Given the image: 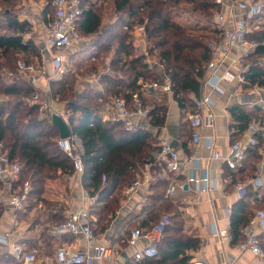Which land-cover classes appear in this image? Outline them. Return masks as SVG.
Masks as SVG:
<instances>
[{"label":"trees","instance_id":"16d2710c","mask_svg":"<svg viewBox=\"0 0 264 264\" xmlns=\"http://www.w3.org/2000/svg\"><path fill=\"white\" fill-rule=\"evenodd\" d=\"M106 1L110 2L108 11L104 7ZM185 3H190L193 11L202 14L206 22L197 19L189 23L187 17L183 22L177 21L174 16L185 12ZM262 3V11L252 19L264 16ZM14 6L15 0H0V139L10 158L17 159L23 165L21 179L15 186L29 182L32 187L31 200L35 198L46 201L41 197L45 182L61 173L75 171L74 158L60 148L57 127L51 118L41 113L40 105L32 101L34 84L18 74L17 55L34 51L36 45L29 37L32 24L21 19L20 14L12 8ZM220 8L216 0H82V12L77 21L79 31L87 35L101 33L96 45L102 55L112 50L110 70L104 69L100 74L101 82L106 85V93L103 95L93 90H75L76 72H97L99 68L93 62H80L76 64V72L72 73V69H69L65 76L51 81V94L64 103L71 138L78 137L83 146L80 153L84 163L82 183L96 199L90 211L91 223L97 235L109 227L120 207L124 189L142 174L145 164L156 163L154 166H159L156 155L160 145L153 144L155 138L147 129L139 126L127 129L122 122L105 118L104 113L100 114L105 112L102 108L106 107L105 102L109 96L130 101L132 94L140 88V78L148 82H164L163 76L145 62L144 54L138 52L131 35L132 29L138 25L144 27L146 49L161 58L175 100L183 112H193L195 106L191 94L201 96L207 64L211 59L209 43L216 38L214 15ZM257 25L261 27L252 29L249 39L257 41L258 46L248 58L263 61L264 21ZM125 26L128 28L125 29ZM243 74L247 84L264 85V65L261 62H253ZM143 100L151 107L149 123L163 125L167 112L164 98L143 96ZM230 111L239 132L245 130L251 115L239 106L231 107ZM185 124V130L190 131L187 130L190 125ZM244 161L233 171L234 178L243 177L239 170ZM157 169L160 170L159 167ZM158 183L164 186V180L160 179L156 185ZM164 192L161 188L147 196L143 205L144 214L138 224L140 227H151L167 212L170 223L165 227L158 244L159 258L155 262L194 264V255L188 251L198 249L201 239L183 231V217L178 204L173 202L172 197H165ZM246 196L235 204L230 216L229 231L233 243L242 239V227L254 216ZM36 202L31 201L29 206ZM53 217L55 225L65 215L58 212ZM1 256L0 264H19L11 254Z\"/></svg>","mask_w":264,"mask_h":264},{"label":"crops","instance_id":"0c3cea01","mask_svg":"<svg viewBox=\"0 0 264 264\" xmlns=\"http://www.w3.org/2000/svg\"><path fill=\"white\" fill-rule=\"evenodd\" d=\"M21 7L22 5L20 8ZM36 10L37 8H33L29 11L30 17H33L31 19L29 17H20L21 19L28 20L32 24L31 36L29 35V37L33 38L34 42L37 44V39L43 41L44 34H40L42 29L45 30V36L48 38L46 26L53 17V10L51 8L50 11H47V9H44L43 7L41 9L42 14L33 13ZM183 13L184 12L176 14L174 18L179 22H183L185 20ZM240 14L243 17L249 16L247 11H241ZM38 17H41L40 22H42V29L38 24H35V20H37ZM37 26L39 27V31L37 30ZM100 34L101 33L90 35L89 41L74 45L65 51V59L68 64L64 73H57V68L55 67L53 60L56 51L48 46L42 49V51L46 52V55L50 58V68L51 70L53 69L49 80L55 81L60 79L61 76L71 67L72 71L76 72L77 63L82 62V64H86L88 62H93L98 64L99 68L97 72L89 71L84 73V76L76 72L77 83L75 90L77 92L93 90L105 95L106 85L101 82L100 74L104 69L110 70L109 63L112 51L106 55L107 58H105V60L100 57L104 55L98 51V46L96 45L97 38ZM140 34L141 31L136 27L131 33L138 52L142 53L145 46L142 44L140 45L139 43L138 37ZM88 50L91 51L90 57L84 55L85 51ZM72 54L73 58L75 57L74 65L73 63L72 65L70 63L69 56ZM93 55H96L95 60L91 58ZM237 55L238 52L236 50L231 51L229 57L221 61L216 72L218 74H223L225 71L229 70L236 75L238 73L242 74L245 69L248 70L253 62H260V60L255 58H248L243 64L233 63V58ZM108 57L110 58L109 62ZM154 69L156 73L163 76L164 82L159 84L162 85L167 83L168 79L165 78L160 69L156 66ZM60 74L62 75L59 76ZM210 75V72H206L201 95L208 93L212 95L214 103L213 106H211V109L214 113V118L212 125L202 127L201 132L203 136L199 145H195L191 141V125L188 119V114L190 112H183L175 100L172 91L155 89L152 94L144 95L146 98H150L154 95L164 98L167 107L165 123L163 125H151L149 120H140L138 121V125L139 127L147 129L153 135L155 138L153 144L155 146H158V144L160 145L161 141L166 139L177 149V151H179L182 158H187L190 155H196L199 157L198 161L190 163L184 168L185 174L183 173L184 175H182L184 180L190 175L193 168L195 170L199 169L200 171L203 170L207 164L209 165V168L213 170L215 176L219 175L222 178L220 186L216 190L201 193L197 188V185L192 182L189 183L185 189H178L176 193L171 196L173 202L178 204V209L181 211L183 217V231L188 235L201 239V246L198 249L188 251L194 255L193 261L200 260L205 264H264V259L257 257L250 252H241L236 247V243H233L231 240L220 242L219 239L214 236L212 231L214 224L220 229H229L232 210L235 204L243 199L246 194L248 202L253 209V215L255 216L258 211L264 212V135L259 134V144L256 147H250L248 149L246 160L239 170V174L243 176L242 178L237 176L235 179L232 176V173L236 169L232 170L228 168L225 161H206L207 157L216 150L220 151L223 155H228L229 146L233 142L241 139L244 140L247 137L249 133L248 127L252 121H264V85L252 86L247 84L244 79H240L236 76V79L234 80H224L222 82L223 90L216 91L212 90L211 85L206 82V79H208ZM143 82L144 81L141 78L138 80V83L140 84ZM41 93L43 97L50 100L52 105L51 108L46 111L41 110V113L45 114L48 118H51L52 113L57 111L67 119V112L64 109V103L61 102V100L59 101L60 103L55 102V98L49 93V91ZM191 97L192 100L197 98L194 94H191ZM108 99L105 102L106 107L104 106L102 108L105 109V112H100V114L104 113L105 118H112L111 101L113 98L109 96ZM233 106H239L251 115V120L247 128L241 132L237 129V122L234 120L230 111V108ZM185 123L190 125V127L187 128L190 129V131L185 130ZM72 140L83 151L80 139L74 136ZM208 142L213 144L211 148L208 147ZM154 164H145L142 174L138 175V177L143 179V183L135 193L128 196L126 194V188L128 186L124 189L123 197L120 200V207L112 218L109 227L103 233L98 235L100 239L110 241L115 240L125 226H128L129 229L140 227L138 223L144 214L143 205L148 199L147 196L161 188L165 191L168 183L167 173L164 168L159 164V166H154ZM158 167L160 170L157 169ZM255 177L261 178L263 181L261 186H258L252 181ZM160 179L164 180V186L163 183L162 185L160 183L156 185ZM237 179H242L247 183V193L244 196H241L235 188V181ZM154 184L155 186L153 189L152 185ZM84 189L81 173L76 170L71 174L61 173L58 177L52 179L49 178L45 182L44 191L42 192L41 197L46 201L37 200L35 198L31 200L30 198L26 206L19 209L15 208L9 202L8 186L0 181V190L3 191V200L0 203L2 207V215L0 216V233L9 231L11 243L19 242L28 248L36 249L38 253V264H59L56 259V251L59 246L65 243H72L77 249L86 250L87 241L83 236L57 235L52 231L54 214L61 212L65 215L68 210L75 209L84 204ZM47 195L51 196V202L47 200ZM31 201L37 202L32 204L33 206H29ZM229 208H231V212L228 211ZM37 213H43V215H45L44 219H41L39 215L36 216ZM173 213L174 211H172V214ZM50 222V236H46L45 232L39 229V226L46 225ZM261 237L264 241V231H261ZM142 242L146 243L147 241L143 240ZM98 243L99 241L97 244ZM135 250L136 247L134 246L120 244L117 249V254L111 264H129L134 262L132 257ZM7 253L12 255L11 245H0V257Z\"/></svg>","mask_w":264,"mask_h":264},{"label":"built area","instance_id":"2783aa9c","mask_svg":"<svg viewBox=\"0 0 264 264\" xmlns=\"http://www.w3.org/2000/svg\"><path fill=\"white\" fill-rule=\"evenodd\" d=\"M221 5L220 10L214 15L213 29L216 38L209 43L211 50V59L207 64V72L210 76L206 82L211 85L212 90H223L222 82L236 79H244V72L237 75L225 71L218 74L216 71L219 64L225 58H228L231 51L236 50L238 55L233 58V63L243 64L248 57L254 52L258 46V42L249 39L251 28L248 25V18L260 13L263 8L262 2H256L248 5L246 0H216ZM53 9V18L47 24L48 38L46 46L53 48L56 53L54 55V63L57 73H64L68 62L65 59V51L77 44H81L90 40V35L83 34L77 27V21L82 12V0H51ZM241 11H247V17L241 16ZM128 26H125V29ZM141 31L138 37L140 45H144L143 54L145 62L152 67H157L164 73V66L161 58L151 54L146 49L147 38L142 25L136 26ZM135 27L132 29L131 33ZM96 59V55L91 57ZM110 58L108 57V62ZM264 65V60L260 61ZM18 70L29 76V80L34 84L40 77V72L33 64L18 61ZM165 78L168 79L167 76ZM162 85L159 82L144 81L140 84L138 91L132 94L130 101L122 97H115L111 101V116L114 121L122 122L127 129L138 127L140 120L147 121L149 118L151 107L145 104L143 96L152 94L155 89L162 91H172L170 80ZM41 97L43 99H41ZM32 101L40 105V110L46 111L51 108V102L48 98L42 96L39 89H36L32 96ZM214 99L210 93L203 94L194 99L195 111L188 114L191 125V141L195 145H199L202 141L201 129L203 126L213 124L214 113L211 109ZM56 113H58L56 111ZM60 114V113H59ZM63 116V115H62ZM248 135L243 140H237L229 146L228 155H223L220 151H213L207 157V162L211 160L225 161L228 168L237 169L247 156L248 149L255 147L258 143L257 136L264 135V121H252L248 127ZM210 141V140H209ZM58 144L60 148L74 158L75 170L82 174L84 171V163L81 158L82 149L72 140V138H59ZM213 144L208 142V147ZM199 157L190 155L182 158L179 151L166 139L160 143V149L156 155L157 163L164 168L167 173L168 183L164 192L165 197H171L178 189H185L189 183H195L201 193L216 190L220 186L222 178L215 176L213 170L207 164L203 170L194 168L186 180L182 175L185 174L184 168L188 164L196 162ZM23 165L17 159H12L8 155L4 142L0 139V181L8 186L9 202L15 208L25 207L31 192V185L26 182L23 186L17 185L22 175ZM184 173V174H183ZM258 186L263 184L260 177L252 179ZM250 181V182H252ZM143 179L136 178L126 188V194L132 195L142 185ZM246 181L237 179L235 188L244 196L247 193ZM84 204L75 209L66 212L65 218L52 227V231L57 235H75L83 236L87 241V249H77L72 243H65L58 247L56 251V259L59 264H111L117 254L120 244H127L136 247L133 253V261L142 264H158L155 262L159 258L158 244L161 242L165 227L170 223V215L163 214L158 221L154 222L151 227H133L125 226L120 235L115 240L100 239L95 233L91 223V207L95 204V197L88 190L83 191ZM3 200V191L0 190V203ZM231 212V208L228 209ZM213 234L219 241L231 240L232 235L229 229H220L213 225ZM261 231H264V212L258 211L257 214L242 229V239L236 243V247L241 252H250L251 254L264 259V242L261 238ZM146 240V243L142 241ZM99 243L97 244V242ZM11 245V252L19 264H38V253L36 249H31L19 242L11 243L10 232L0 233V245ZM222 252V251H221ZM194 264H205L197 260ZM263 264V263H262Z\"/></svg>","mask_w":264,"mask_h":264},{"label":"rangeland","instance_id":"374dc122","mask_svg":"<svg viewBox=\"0 0 264 264\" xmlns=\"http://www.w3.org/2000/svg\"><path fill=\"white\" fill-rule=\"evenodd\" d=\"M255 1L257 0H246L247 4L250 6V5H253L255 3ZM258 1H261V2H264V0H258ZM50 3H51V0H15V6L12 7L15 11H17L20 16L22 18L24 17H29L30 19L33 18V17H30L29 15V11H31V9H36V11H34L33 13H39V14H42V8L44 7V9H47V11H50ZM22 5V7L20 8V6ZM185 5V7L183 6V9H186L185 12L183 13L184 14V17L186 18L187 17V21L189 23H194L197 19L198 20H202L203 22H206L205 19L203 18V15L202 14H198L199 12H196V11H193V9L191 8V4L190 3H185L183 4ZM34 6V7H33ZM110 2L109 1H106L104 3V7H106V10L108 11V9L110 8ZM182 9V10H183ZM258 19H260L258 21ZM41 21V17H38L37 20H35V24H38V26L41 27V29L43 28L42 27V22ZM264 21V16L260 17V18H257V19H252V18H248V25L251 29H258L261 27V25H259L260 27H258V23H263ZM37 26V30L39 31V27ZM44 29L41 30L40 34H44L43 35V41H39L37 42H34L35 45H36V49L32 52H29V53H20L17 55V60L21 61V62H29V64H33L37 69L38 71L40 72V77H38L37 81L35 82V87L36 89H39L41 90V92H44V91H49V93H51L52 91V88H51V81L49 80V77H50V74H51V71H53V69L51 70L50 68V58L46 55V52L42 51V49H44L46 47V40H47V37L45 36L46 32L45 30L43 31ZM39 34V33H38ZM31 36V34H30ZM37 36V34H36ZM37 38V37H36ZM33 39V38H32ZM112 51V50H111ZM110 51V52H111ZM84 55L86 57H90L91 56V51L88 50V51H85ZM108 55V54H107ZM70 57V63L72 65H74L75 63V57L73 58V54L69 56ZM103 60H105L106 55H103V56H100ZM28 64V63H27ZM52 67V66H51ZM70 70L72 69L69 68ZM18 71V70H17ZM78 71V70H77ZM74 73V72H72ZM18 74L20 77L24 78V79H27L29 80V76L18 71ZM82 76H84V73H80ZM62 74H60L59 76H61ZM66 73L64 75H62L61 77L65 76ZM41 83V84H39ZM56 87V86H54ZM54 90V89H53ZM41 99H43L41 97ZM55 102L57 103H60V99L55 98L54 99ZM31 102V100L29 101ZM188 130V129H187ZM76 144V143H75ZM72 173V172H71ZM71 173H68V174H71ZM51 187V186H49ZM50 197L49 195H47V200H50ZM46 213V211H45ZM40 216L41 219H44V216L43 213H37L36 216ZM43 217V218H42ZM39 229H41L42 231L45 232L46 236L49 235V230H51V222L46 224V225H40L39 226ZM50 236V235H49ZM46 239V238H45Z\"/></svg>","mask_w":264,"mask_h":264},{"label":"water","instance_id":"95a60500","mask_svg":"<svg viewBox=\"0 0 264 264\" xmlns=\"http://www.w3.org/2000/svg\"><path fill=\"white\" fill-rule=\"evenodd\" d=\"M52 123L57 127L59 131V138H70L72 136L70 125L66 118L59 113H52Z\"/></svg>","mask_w":264,"mask_h":264}]
</instances>
